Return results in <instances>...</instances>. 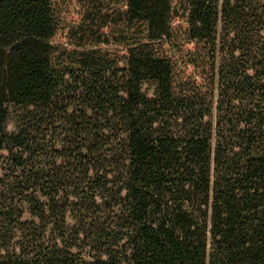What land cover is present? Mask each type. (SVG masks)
I'll use <instances>...</instances> for the list:
<instances>
[{
	"label": "trees",
	"instance_id": "16d2710c",
	"mask_svg": "<svg viewBox=\"0 0 264 264\" xmlns=\"http://www.w3.org/2000/svg\"><path fill=\"white\" fill-rule=\"evenodd\" d=\"M58 25L0 0V264H264V0H125L105 49Z\"/></svg>",
	"mask_w": 264,
	"mask_h": 264
},
{
	"label": "rangeland",
	"instance_id": "374dc122",
	"mask_svg": "<svg viewBox=\"0 0 264 264\" xmlns=\"http://www.w3.org/2000/svg\"><path fill=\"white\" fill-rule=\"evenodd\" d=\"M59 25L52 43L58 50L84 49L89 47L106 48V43L94 41L106 35V10L114 14L125 8V0H52ZM178 15L173 18V26L178 32V43H164L167 54L177 60L178 69L185 75L193 74V67L186 65L185 52L193 44L186 42L184 31L187 27L183 8L178 6ZM181 49L178 50V47ZM196 78H200L196 75ZM151 93V90H149Z\"/></svg>",
	"mask_w": 264,
	"mask_h": 264
}]
</instances>
